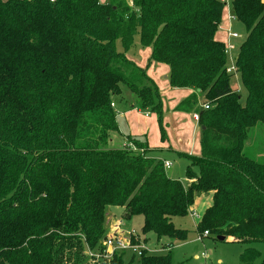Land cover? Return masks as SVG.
Masks as SVG:
<instances>
[{
    "label": "trees",
    "instance_id": "1",
    "mask_svg": "<svg viewBox=\"0 0 264 264\" xmlns=\"http://www.w3.org/2000/svg\"><path fill=\"white\" fill-rule=\"evenodd\" d=\"M127 1L0 0V264H98L108 206L127 220L141 215V232L172 247L186 235L172 218L202 194L211 203L199 233L264 242V163L244 153L250 130L264 125V1H230L246 32L232 72L218 33L223 2ZM135 37L150 48L145 66L127 54ZM151 63L167 66L169 88L192 91L177 106L198 114L200 131L199 152L183 154L186 185L161 158L134 152L136 138L110 146L124 89L166 139ZM126 253L99 264H173L170 248ZM239 264H264V255L246 248Z\"/></svg>",
    "mask_w": 264,
    "mask_h": 264
},
{
    "label": "rangeland",
    "instance_id": "2",
    "mask_svg": "<svg viewBox=\"0 0 264 264\" xmlns=\"http://www.w3.org/2000/svg\"><path fill=\"white\" fill-rule=\"evenodd\" d=\"M104 2H126L127 0H101ZM231 13V5L230 1L226 3L223 12V20L221 26L223 28H229L232 33H236L238 38H230L227 36L226 32L219 30L218 33L220 38L225 41V45L228 44L233 45V49H227V62L228 65H233V61L236 54V49L238 45L244 40L246 32L244 26L237 20H232L229 16ZM148 47H140L138 44V38L135 37V41L133 46L128 51V55L132 57V53L140 49V56L144 57L146 54L145 49ZM227 48V47H226ZM117 49L121 50L120 44H117ZM231 85H234L240 96L241 101H244L246 93L245 90L242 88L238 78L233 75L230 79ZM161 93V90L159 89ZM163 95V94H162ZM131 96V97H130ZM134 97L132 94L127 90L124 89V94L122 98L118 99L117 102H131ZM200 102H202L200 100ZM116 104V103H115ZM114 107V106H113ZM144 113L148 114L147 118L145 117L146 122L150 121L154 118L156 120V114L151 113L149 110L141 109L140 112L137 114L139 117H143ZM144 120V118H143ZM122 136L119 133H114L112 135V140L110 142L111 147H120L123 145ZM140 142V140H138ZM175 142V140H172ZM172 143V142H171ZM131 149L134 152L145 153L146 155L155 154L156 156L153 157H162L170 163L171 167L167 170V175H175L181 181L182 184L186 185L187 181L190 180L186 175V165L188 160L185 157H179L172 151H158L157 152H150L151 149L147 148L146 144L140 142L138 145L132 144ZM244 153L258 161L264 163V125L257 124L251 130L249 134V138L244 147ZM190 155V154H189ZM193 155V154H191ZM172 173V174H171ZM201 197V203L197 204V199ZM190 207L189 212L185 216H176L172 218V222L175 227L182 229L185 231V238L178 239L174 238L171 239L172 247L166 246L165 248H161V245L155 241V236L153 233L143 234L141 232V225H142V216L135 215L131 219H125L122 215V207L120 206H108L106 208V219L109 217V225L113 223L116 224L117 221L121 222V231L125 233L127 230H134V232L139 236V240L147 246L150 250H153L154 254L163 255L167 251L168 248L171 249V261L173 264H239V257L240 254L246 248H252L253 250L259 252L261 255H264V242H250V243H243V242H231L230 238L227 237L224 240H220L217 238V235L209 234L207 236L201 237V240H197L199 232L196 230V224L198 220L201 218L202 214L204 213L205 209L209 206L210 199L208 196L202 195L199 196ZM206 197L205 199H203ZM196 211L198 217H193L191 212ZM105 219V221H106ZM106 231L112 230V228L105 225ZM134 238V237H133ZM169 242V241H168ZM163 245V244H162ZM150 253V252H147ZM201 253L206 254V259L201 257ZM131 254L129 252L126 253L125 258L129 259Z\"/></svg>",
    "mask_w": 264,
    "mask_h": 264
},
{
    "label": "crops",
    "instance_id": "3",
    "mask_svg": "<svg viewBox=\"0 0 264 264\" xmlns=\"http://www.w3.org/2000/svg\"><path fill=\"white\" fill-rule=\"evenodd\" d=\"M145 51L146 54L144 57H141L140 49H137L132 53L131 58H133L139 65L145 66L147 58L150 54V48L148 47ZM147 73L161 90L163 125L166 139L162 141L160 138L157 119L155 120L153 118L151 122H146L145 117H148V114L146 113H144L143 117H139L137 113L140 112V109L136 107L133 104V100H131V102H115L116 104H114V109L117 112L119 134L123 137V144L131 137L145 143L147 148H149V150L151 149L150 152H157V154L158 151L162 152L167 150L174 152L179 157H185L183 154H197L199 152L200 131L198 120L193 117V113H195V111L183 112L177 110L178 104L190 95L192 91L190 89L169 88L167 84L168 68L164 64L151 63L147 68ZM232 87L236 88L234 85H232ZM198 102L201 104L199 96ZM173 139L175 142L172 141ZM151 155L156 156L152 153ZM158 158H161L163 162L169 161L162 157ZM170 167L166 169H170ZM170 177L178 179L175 175H170ZM202 195L208 196L211 203V196L209 194ZM205 198L206 197L203 199ZM200 200L201 197L197 199V204L201 203ZM194 212L196 213V211ZM113 223L109 225V217L105 221V225L109 226V229L113 226Z\"/></svg>",
    "mask_w": 264,
    "mask_h": 264
},
{
    "label": "built area",
    "instance_id": "4",
    "mask_svg": "<svg viewBox=\"0 0 264 264\" xmlns=\"http://www.w3.org/2000/svg\"><path fill=\"white\" fill-rule=\"evenodd\" d=\"M220 2H223L225 5L231 0H219ZM230 18L232 20H235L232 13L229 14ZM219 30H222L226 32L227 36L230 38H238V35L236 33H232L230 29L223 28L222 26L219 27ZM227 47V48H226ZM234 47L232 44L225 45V53L227 52V49L232 50ZM234 70V65H227V71L232 72ZM113 106V103H111ZM204 108H207V106H204ZM193 117L198 120V114L195 112L193 113ZM128 146H132V143H128ZM163 167L169 168L170 163L167 161L163 162ZM191 215L195 218L198 217V215L195 212H191ZM121 222L117 221L116 224H113L111 227L112 230L109 232L107 231L106 237L103 241L104 250L101 256L95 254L94 257L96 261L99 264V260H103L104 258H110L115 251H125L129 252L131 255H135L137 257H140L144 253L147 252H153V250H150L147 248L146 245H144L139 239V236L134 232V230H127L125 233L120 232L122 229ZM121 229V230H120ZM208 232L204 231L203 233H199L197 240H201V237L207 236ZM134 237V238H133ZM90 255H92L90 253ZM93 256V255H92ZM202 258H206L205 253H201Z\"/></svg>",
    "mask_w": 264,
    "mask_h": 264
},
{
    "label": "water",
    "instance_id": "5",
    "mask_svg": "<svg viewBox=\"0 0 264 264\" xmlns=\"http://www.w3.org/2000/svg\"><path fill=\"white\" fill-rule=\"evenodd\" d=\"M217 238L220 239V240H224L225 239L224 236H217Z\"/></svg>",
    "mask_w": 264,
    "mask_h": 264
}]
</instances>
